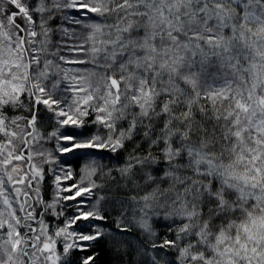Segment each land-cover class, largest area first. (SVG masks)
<instances>
[{
    "label": "snow or ice",
    "instance_id": "snow-or-ice-1",
    "mask_svg": "<svg viewBox=\"0 0 264 264\" xmlns=\"http://www.w3.org/2000/svg\"><path fill=\"white\" fill-rule=\"evenodd\" d=\"M135 229L149 264H264V0H0V264Z\"/></svg>",
    "mask_w": 264,
    "mask_h": 264
},
{
    "label": "trees",
    "instance_id": "trees-1",
    "mask_svg": "<svg viewBox=\"0 0 264 264\" xmlns=\"http://www.w3.org/2000/svg\"><path fill=\"white\" fill-rule=\"evenodd\" d=\"M109 23H112L114 21H108ZM53 50V49H52ZM134 147V144H129L128 149L125 152H121L117 159L121 164L125 162L127 152H130L131 149ZM146 147V146H145ZM73 161V160H72ZM107 163V161H105ZM77 166V165H75ZM111 166V165H109ZM158 175H162V173H159ZM116 179L120 181V186H117L115 182H112L104 189V191L110 195L115 197H130L133 194L138 195H144L145 192H149L152 190L153 187H155V184L146 186L143 189H141L138 193H136L134 190L131 189V184H129L128 188H124L122 185L124 183L119 176H116ZM162 188L168 187V182L161 183ZM118 215V212H114L113 216ZM129 218L131 217V209H129ZM139 215V213H137ZM155 218H153V221H150L153 223V227L157 231L158 236L161 238L164 236V234L167 231L166 225L161 221L159 223L154 222ZM180 221L177 220V224H179ZM109 228H114L115 224L113 222H110L108 224ZM172 238H174V233L171 234ZM146 234L142 233L140 229H135L133 232L129 233L126 240V247L122 248L121 250L117 251L112 246H110L106 240H101L96 248L92 249V251L99 252V255L96 258V264H149V258L144 256L143 254H140L138 252L139 245L145 241ZM147 247V245H145ZM77 255H79L77 253ZM171 259L175 261V253H169Z\"/></svg>",
    "mask_w": 264,
    "mask_h": 264
},
{
    "label": "rangeland",
    "instance_id": "rangeland-1",
    "mask_svg": "<svg viewBox=\"0 0 264 264\" xmlns=\"http://www.w3.org/2000/svg\"><path fill=\"white\" fill-rule=\"evenodd\" d=\"M111 21V20H110ZM74 27V26H73ZM37 31H39V28H37ZM40 37H38V39H39ZM54 50V49H53ZM66 55L68 54V53H65ZM47 58H49V59H51L52 57L51 56H48ZM42 66V65H41ZM65 67H69V65H65ZM42 107V106H41ZM41 130V132L43 133V132H45V129L44 128H41L40 129ZM53 129L52 128H48L46 131L47 132H51ZM44 146H45V148H51V147H54V142H49V143H45L44 144ZM64 159L65 160H67V161H72L73 160V157L72 156H68V155H66L65 157H64ZM45 167H48V165H45ZM76 168H77V171L79 170V166L77 165L76 166ZM114 175L115 176H119V178H120V175H119V173H114ZM52 177L51 176H49L48 177V182H47V193H48V195L45 197L46 198V200L48 201V202H51V196H52V192H53V188H54V186H53V184H52ZM79 179V177L77 176L76 177V180H78ZM94 179H96V181H97V183H100V182H102V180H101V178L99 177V176H97V177H94ZM72 182H75V181H69L68 183H72ZM42 194H43V192H42ZM70 194V193H69ZM79 199V198H78ZM68 203H72V202H68ZM72 214V210L70 209L69 211H68V215H71ZM46 222H49L50 223V225L54 228L55 227V225H54V223H53V218L51 217V216H49L48 218H47V220H46ZM186 222V221H185ZM60 223H61V225L63 224V218H61V221H60Z\"/></svg>",
    "mask_w": 264,
    "mask_h": 264
}]
</instances>
